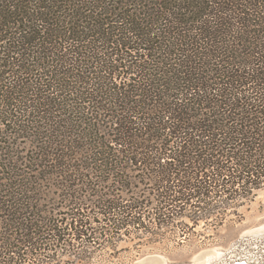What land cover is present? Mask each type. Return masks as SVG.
I'll use <instances>...</instances> for the list:
<instances>
[{"label":"trees","instance_id":"1","mask_svg":"<svg viewBox=\"0 0 264 264\" xmlns=\"http://www.w3.org/2000/svg\"><path fill=\"white\" fill-rule=\"evenodd\" d=\"M259 191L264 0H0V264L218 228Z\"/></svg>","mask_w":264,"mask_h":264},{"label":"rangeland","instance_id":"2","mask_svg":"<svg viewBox=\"0 0 264 264\" xmlns=\"http://www.w3.org/2000/svg\"><path fill=\"white\" fill-rule=\"evenodd\" d=\"M238 210L240 218L229 215L218 228L184 219L173 231L123 233L117 245L87 244L78 248L82 259L68 255L46 264H264V192ZM186 223L191 230L181 233Z\"/></svg>","mask_w":264,"mask_h":264},{"label":"bare ground","instance_id":"3","mask_svg":"<svg viewBox=\"0 0 264 264\" xmlns=\"http://www.w3.org/2000/svg\"><path fill=\"white\" fill-rule=\"evenodd\" d=\"M235 264H246L245 262H237Z\"/></svg>","mask_w":264,"mask_h":264}]
</instances>
